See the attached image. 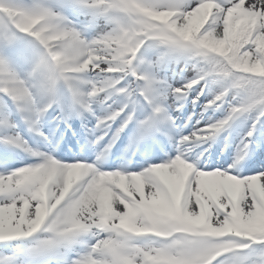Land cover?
<instances>
[{
  "label": "clouds",
  "instance_id": "1",
  "mask_svg": "<svg viewBox=\"0 0 264 264\" xmlns=\"http://www.w3.org/2000/svg\"><path fill=\"white\" fill-rule=\"evenodd\" d=\"M206 91L201 117L223 114L180 134L174 158L127 171ZM0 93V145L22 161L0 172V243L19 242L8 264H264V173L239 180L223 218L199 179L177 183L228 175L187 156L264 117V11L249 0H0ZM74 120L85 158L65 162L64 135L43 128L76 136ZM122 138L121 167L105 170Z\"/></svg>",
  "mask_w": 264,
  "mask_h": 264
},
{
  "label": "rangeland",
  "instance_id": "2",
  "mask_svg": "<svg viewBox=\"0 0 264 264\" xmlns=\"http://www.w3.org/2000/svg\"><path fill=\"white\" fill-rule=\"evenodd\" d=\"M169 77L172 80V76L170 74H169ZM0 103H1V100H0ZM145 109L146 108H144L143 110L145 111ZM200 109H201L200 105L197 106L196 108H193V111L195 112V117H198L201 114V110ZM187 113H188V111L186 110V112H184L183 114H187ZM147 114H148V112H146V115ZM171 114L173 116L174 114H178V112L173 109V110H171ZM12 118L14 119L13 114H12ZM194 120H195V118L193 117L191 119V121L189 120L183 125L180 124L178 129L174 130L171 133V135L174 137L173 139H169V137L167 136V141L169 142V147L167 148V151L164 152V154H162V155H160V156H158L156 158L154 156H152L151 154L148 155V156L142 155L140 160H144V161H146L148 163L150 162V164H148V165L144 164L142 166V168L132 169V171H140L141 169L146 168V167H148V166H150L152 164L167 162L168 160L174 158L177 154H179V149H178V147L176 145V141L179 139V135L180 134H185V132H188V131H183V130L188 128L190 125H191V127H203V123L202 122L199 125H197V124L193 125L192 123H196V121H197L196 120L195 122H193ZM176 124H177V119H176ZM232 143H233V141H232ZM232 143L229 146L227 144H226V146L225 145H221V146L224 149H227L228 147L234 148V147H232L233 146ZM261 147H263V145H261ZM234 149L237 150V148H234ZM249 149H252V148H249ZM258 151H259L258 154H253L252 156L248 152L249 156H246L243 166L239 167V165H238V166L232 168L231 169V174H235V175H238V176H248V175L255 174L258 171L264 170V152L260 153L261 152L260 148H259ZM194 155H192V154L188 155L187 159L190 162L197 160L199 158L198 154H196L195 158H194ZM232 159H233V157H232ZM21 163H22V161H20L19 159L18 160L13 159L12 161L7 162L5 164V166H3L2 169H0L1 170L0 172L5 171L6 169L10 170L12 168L19 167V166H21ZM229 163H231V161H228L226 163L221 162V164L217 163V164H214V165L213 164L207 165V164L203 163V164H200L199 166L196 164V166L201 168L202 170H213V169H220L221 170V169H228V164ZM241 169H244V170H241ZM205 176L208 179H212L213 178L212 175H205ZM215 179L220 181V182H223L225 178L223 176H216ZM238 190H239V187L235 188L234 192L237 193ZM91 242L94 243L95 241L93 240ZM77 251L78 252H83L84 250H82V251L77 250ZM3 253H5L4 255H6L8 257L9 256L11 257L12 256L11 254H13V252H10V251L3 252ZM73 254L76 255L77 253H73Z\"/></svg>",
  "mask_w": 264,
  "mask_h": 264
},
{
  "label": "snow or ice",
  "instance_id": "3",
  "mask_svg": "<svg viewBox=\"0 0 264 264\" xmlns=\"http://www.w3.org/2000/svg\"><path fill=\"white\" fill-rule=\"evenodd\" d=\"M249 3H252L254 5V10H261L264 11V0H260L259 4H256L255 0H249ZM2 94V93H0ZM254 127V126H253ZM251 135L248 137H251L253 135V131L249 130ZM243 143H247L243 141ZM242 143V147H243ZM241 147V148H242ZM197 167V166H196ZM198 170L201 173H211L213 170H202L201 168L197 167ZM221 171L228 173V175H224L223 177L225 178L223 182H220L215 179L216 176H221V175H212V179L206 178L205 175H201L200 177H190L187 182V188L185 187V184L183 181H178L179 188L183 191H188L189 189L191 191H196L197 185H196V180L199 179V184H200V194L202 196L208 198L209 200L215 201L216 204L213 205V212L220 211L221 218H223V214L225 211L230 212L231 207L228 206L229 201H228V196L233 195L234 189L239 187V180L254 176L258 173H264V170L258 171L255 174L248 175V176H238L235 174H231V169H221ZM165 179H168L167 173L162 174ZM232 177H236L237 179H232ZM233 198L234 195H233ZM193 201H195V197H191ZM249 203H251V200H249ZM193 207L196 208L195 203L193 204ZM197 210H199L197 208ZM10 260V257H0V264H8Z\"/></svg>",
  "mask_w": 264,
  "mask_h": 264
},
{
  "label": "trees",
  "instance_id": "4",
  "mask_svg": "<svg viewBox=\"0 0 264 264\" xmlns=\"http://www.w3.org/2000/svg\"><path fill=\"white\" fill-rule=\"evenodd\" d=\"M208 96V95H207ZM209 98V97H208ZM216 114H217V112L216 113H213V112H211L210 114H209V117H212V118H216L217 116H216ZM208 117V118H209ZM208 118H207V120H208ZM263 120H264V117H263Z\"/></svg>",
  "mask_w": 264,
  "mask_h": 264
}]
</instances>
